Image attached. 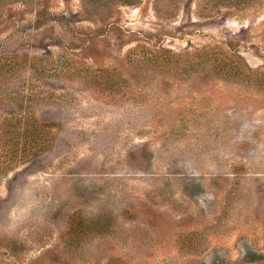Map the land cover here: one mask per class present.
Listing matches in <instances>:
<instances>
[{"label": "rangeland", "instance_id": "374dc122", "mask_svg": "<svg viewBox=\"0 0 264 264\" xmlns=\"http://www.w3.org/2000/svg\"><path fill=\"white\" fill-rule=\"evenodd\" d=\"M102 1L0 0V264H264V0Z\"/></svg>", "mask_w": 264, "mask_h": 264}, {"label": "trees", "instance_id": "16d2710c", "mask_svg": "<svg viewBox=\"0 0 264 264\" xmlns=\"http://www.w3.org/2000/svg\"><path fill=\"white\" fill-rule=\"evenodd\" d=\"M139 0H119V2L128 5L133 6L138 3ZM263 0H204V2L209 4H212V10L217 9V7H225L226 9H233L236 13H241L243 11H246L250 8L258 7ZM101 3H104L102 0H87V5L90 7L97 6L96 9L102 7ZM99 6V7H98ZM104 7V6H103ZM102 7V8H103ZM101 8V9H102ZM100 9V10H101ZM99 10V11H100ZM99 13V12H95ZM226 57V63L223 62V59L221 61H217L216 66L219 68V71H221L225 75H235L238 72H241V68H239V62L235 61L234 58ZM229 60V61H227ZM26 124H28V121H26ZM44 127H36L34 132L35 143L33 147H27V144L29 143L28 136V129H25L24 132V140H23V147L17 152H12L10 154V158L8 161L4 164L3 162L0 163V171H11L12 167L15 165L23 164L27 162L30 158H33L40 154L44 148H45V139H47V135L44 133L46 130L43 129ZM5 165V166H4ZM264 259V258H263ZM263 259L256 258V260H253L252 262H263Z\"/></svg>", "mask_w": 264, "mask_h": 264}]
</instances>
